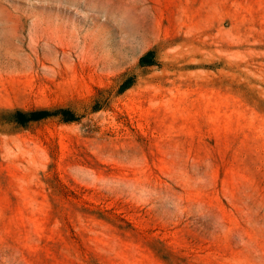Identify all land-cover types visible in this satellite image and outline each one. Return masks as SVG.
I'll return each mask as SVG.
<instances>
[{
    "label": "rangeland",
    "instance_id": "rangeland-1",
    "mask_svg": "<svg viewBox=\"0 0 264 264\" xmlns=\"http://www.w3.org/2000/svg\"><path fill=\"white\" fill-rule=\"evenodd\" d=\"M61 109L0 117V264H264V0H0V112Z\"/></svg>",
    "mask_w": 264,
    "mask_h": 264
},
{
    "label": "trees",
    "instance_id": "trees-1",
    "mask_svg": "<svg viewBox=\"0 0 264 264\" xmlns=\"http://www.w3.org/2000/svg\"><path fill=\"white\" fill-rule=\"evenodd\" d=\"M151 53L148 52L144 56L140 58V62L145 65H149ZM130 83H126L121 89L120 93L130 87ZM62 115L64 117V121H73V115L67 110H57L55 112H48L47 110H31V111H21V110H13V111H2L0 112V117L6 122L15 124L20 127H26L29 123L37 122L42 119H46L49 116L53 115Z\"/></svg>",
    "mask_w": 264,
    "mask_h": 264
}]
</instances>
